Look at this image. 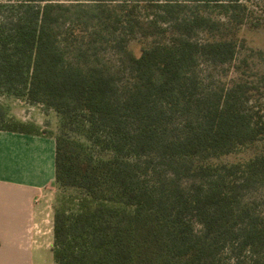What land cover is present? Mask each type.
Instances as JSON below:
<instances>
[{
    "label": "trees",
    "instance_id": "16d2710c",
    "mask_svg": "<svg viewBox=\"0 0 264 264\" xmlns=\"http://www.w3.org/2000/svg\"><path fill=\"white\" fill-rule=\"evenodd\" d=\"M252 12L0 0V96L59 119L54 264H264V73L202 68L248 66L238 31L260 27ZM5 111L0 130L47 133Z\"/></svg>",
    "mask_w": 264,
    "mask_h": 264
},
{
    "label": "crops",
    "instance_id": "0c3cea01",
    "mask_svg": "<svg viewBox=\"0 0 264 264\" xmlns=\"http://www.w3.org/2000/svg\"><path fill=\"white\" fill-rule=\"evenodd\" d=\"M55 145L52 134L0 130V264H54L53 216L45 230L41 214L56 190Z\"/></svg>",
    "mask_w": 264,
    "mask_h": 264
},
{
    "label": "rangeland",
    "instance_id": "374dc122",
    "mask_svg": "<svg viewBox=\"0 0 264 264\" xmlns=\"http://www.w3.org/2000/svg\"><path fill=\"white\" fill-rule=\"evenodd\" d=\"M64 3L85 2L87 0H56ZM248 4L253 12L248 15V18H254L255 21L260 23V27L252 28L243 26L238 31V36L241 38L240 59L246 58L248 60V66H243V62L237 60L231 65H222L217 67L207 68L202 66L203 69L213 75L214 80L230 81L239 77L250 78L255 74L264 73V57H259L256 53L258 50L264 51V0H242ZM217 12L213 13V16L218 18ZM131 47L138 53L141 44L132 41ZM242 65V66H241ZM242 68H241V67ZM0 104L5 109L8 116H14L18 120L26 123H31L34 126L38 125L42 131H46L47 134L56 135L59 128V119L55 111L48 110L42 105L30 104L24 98L0 96ZM248 153L229 155L221 159V161H237L238 159L245 157ZM57 191L53 188L47 189L43 194V208L41 217L43 218L45 230L52 225V216Z\"/></svg>",
    "mask_w": 264,
    "mask_h": 264
}]
</instances>
